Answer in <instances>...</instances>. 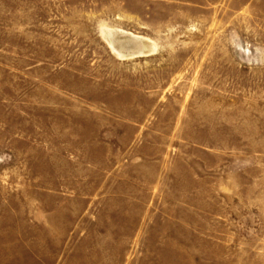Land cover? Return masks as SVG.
Here are the masks:
<instances>
[{
  "label": "rangeland",
  "instance_id": "obj_1",
  "mask_svg": "<svg viewBox=\"0 0 264 264\" xmlns=\"http://www.w3.org/2000/svg\"><path fill=\"white\" fill-rule=\"evenodd\" d=\"M0 264H264V0H0Z\"/></svg>",
  "mask_w": 264,
  "mask_h": 264
},
{
  "label": "bare ground",
  "instance_id": "obj_2",
  "mask_svg": "<svg viewBox=\"0 0 264 264\" xmlns=\"http://www.w3.org/2000/svg\"><path fill=\"white\" fill-rule=\"evenodd\" d=\"M103 34H104V36L105 37H108V38H110V41H109V44H112L113 43V41H112V37L114 36L113 35V30L112 29H110V28H106V27H104L103 28V32H102ZM129 36V35H128ZM131 37H133V38H135V39H138L139 41H140V46L144 49V50H147L148 48H149V45H147L146 43H145V41L147 40V38H146V40L144 39V38H142V37H140V36H134V35H131ZM130 38V37H129ZM148 43H149V40H148ZM152 44V43H151ZM154 44V43H153ZM112 46V45H111ZM109 47V46H108ZM152 49V48H151ZM114 51H116L119 55L120 54H122L123 56L125 55V52H121V51H119V50H117V49H114ZM143 52V51H142ZM141 52V53H142ZM132 52H130V54H131ZM118 55V56H119ZM121 55V56H122ZM127 56H130V55H127Z\"/></svg>",
  "mask_w": 264,
  "mask_h": 264
}]
</instances>
